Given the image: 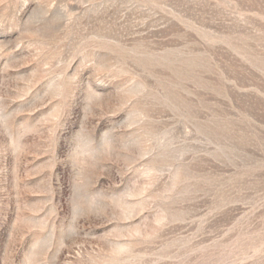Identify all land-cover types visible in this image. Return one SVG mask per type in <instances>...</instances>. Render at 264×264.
I'll return each mask as SVG.
<instances>
[{
    "label": "rangeland",
    "instance_id": "374dc122",
    "mask_svg": "<svg viewBox=\"0 0 264 264\" xmlns=\"http://www.w3.org/2000/svg\"><path fill=\"white\" fill-rule=\"evenodd\" d=\"M0 264H264V0H0Z\"/></svg>",
    "mask_w": 264,
    "mask_h": 264
}]
</instances>
